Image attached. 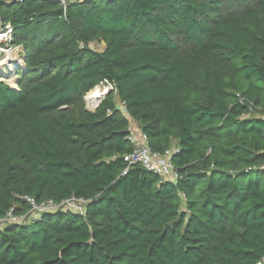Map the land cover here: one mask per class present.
<instances>
[{"label":"trees","instance_id":"16d2710c","mask_svg":"<svg viewBox=\"0 0 264 264\" xmlns=\"http://www.w3.org/2000/svg\"><path fill=\"white\" fill-rule=\"evenodd\" d=\"M64 2L0 0V217L83 211L4 225L0 264H264V0ZM130 121L175 182L123 159Z\"/></svg>","mask_w":264,"mask_h":264},{"label":"built area","instance_id":"2783aa9c","mask_svg":"<svg viewBox=\"0 0 264 264\" xmlns=\"http://www.w3.org/2000/svg\"><path fill=\"white\" fill-rule=\"evenodd\" d=\"M62 3H65L64 0H62ZM8 28L10 33L9 25ZM103 85H107L110 89H112V85L110 83ZM121 107L122 102L120 108ZM258 114L264 120V111H261L260 108H258ZM129 140L132 143L133 148L130 152L123 156L125 161L129 164L140 163L144 168L158 173L165 180L173 182L177 180L178 174L174 170L170 161L172 153L177 150L176 147L173 146L164 153L153 152L149 148L146 135L138 127L132 125H129ZM261 167L264 169V164H262ZM126 169L127 168L123 170V173H125ZM24 199L28 202L29 209L22 214L14 213L13 208L8 210L5 215L0 217V228L9 223L30 222L39 218L43 213L53 212L58 209H69L82 213L83 203L85 202L84 199L75 197L63 199L58 203L54 202L52 199L37 202L29 195H25Z\"/></svg>","mask_w":264,"mask_h":264},{"label":"rangeland","instance_id":"374dc122","mask_svg":"<svg viewBox=\"0 0 264 264\" xmlns=\"http://www.w3.org/2000/svg\"><path fill=\"white\" fill-rule=\"evenodd\" d=\"M89 46L96 51L103 50L105 43L103 41H92L89 43ZM21 47L20 46H13L10 44V33L8 25L2 26L0 24V61L5 58L4 64H0V80L12 84L13 82L18 79V68L21 67ZM9 60V61H8ZM2 63V62H0ZM10 82V83H9ZM96 89H101L104 93L99 97V95L95 98H90L89 96L92 94L91 91L86 93L84 96L86 107L90 110H93L96 104L99 102L100 99L107 93L110 89L107 85H98ZM116 102L121 106V102L116 98ZM130 125L137 127V124L133 121H130ZM139 128V127H138ZM140 129V128H139Z\"/></svg>","mask_w":264,"mask_h":264},{"label":"bare ground","instance_id":"6f19581e","mask_svg":"<svg viewBox=\"0 0 264 264\" xmlns=\"http://www.w3.org/2000/svg\"><path fill=\"white\" fill-rule=\"evenodd\" d=\"M5 62V58L3 59V60H1L0 62H2V63H0V64H4V62ZM9 61V60H8ZM10 83V82H9ZM10 85L12 86V87H16V84H15V82H13L12 84L10 83ZM98 87V86H97ZM97 87H95V88H93L92 90H91V95L89 96L90 98H92L93 96V98H95V97H97L98 95H99V97L104 93V91H101V89H96Z\"/></svg>","mask_w":264,"mask_h":264}]
</instances>
